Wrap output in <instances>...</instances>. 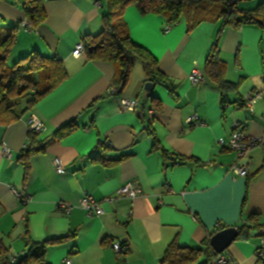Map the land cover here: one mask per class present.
<instances>
[{
  "label": "crops",
  "instance_id": "crops-1",
  "mask_svg": "<svg viewBox=\"0 0 264 264\" xmlns=\"http://www.w3.org/2000/svg\"><path fill=\"white\" fill-rule=\"evenodd\" d=\"M24 3L0 0V26L20 23ZM42 3L46 20L35 28H19L7 62L37 50L62 59L67 76L22 118L0 123V241L10 254L22 256L30 240L66 237L47 244L50 264L66 259L71 264H164L161 259L172 243L203 247L216 231L239 229L255 216L251 234L239 235L224 253L233 264H263L257 256V231L264 228V148H252L241 159L250 173L235 177L230 168L237 155L219 139L230 137L235 122L247 136H264V29L257 24L223 27L221 19L192 30L184 20L169 27L164 17L142 15L129 6L124 19L131 39L157 58L170 83L153 82L151 92H145L148 80L137 62L124 89L110 95L114 64L91 60L86 53L72 55L77 42L103 29L105 0ZM261 4L264 0H243L239 7L254 10ZM217 39L218 59L232 85L226 102L206 73ZM196 67L205 79L194 85L189 75ZM250 92L262 93L251 110L243 103ZM124 97L137 99L139 110H123L119 104ZM31 115L44 121L46 130L33 140L42 149L29 156L27 172L20 156L32 142ZM71 121L76 128L59 136L56 131ZM56 158L65 173L55 169ZM129 181L142 193L112 200ZM14 188L28 196L25 203L14 196ZM85 194L101 202L102 215L80 208ZM62 202L74 206L69 213L59 208ZM119 241L128 248L120 257L112 247Z\"/></svg>",
  "mask_w": 264,
  "mask_h": 264
},
{
  "label": "trees",
  "instance_id": "trees-1",
  "mask_svg": "<svg viewBox=\"0 0 264 264\" xmlns=\"http://www.w3.org/2000/svg\"><path fill=\"white\" fill-rule=\"evenodd\" d=\"M242 1L105 0L107 11L102 16L103 29L95 36H88L84 39L86 56L91 60H103L114 64L117 70L114 83L117 87V95L128 84L133 66L137 62L144 67L148 81L168 83L169 86L170 80L158 66L157 58L147 48L131 39L124 19L126 9L133 5L139 9L142 15L158 14L165 18L169 27L184 20L188 30L194 29L196 25L206 20L218 21V19L222 20L223 27L257 24L264 29V5L261 4L254 10H245L239 7ZM22 8L25 12L24 19H27L33 28L42 25L46 20L47 13L44 11L42 0H25ZM22 21L10 28L0 26V123L10 124L22 118L43 96L61 84L67 76L62 59L47 58L37 50L28 53L12 65H8L7 59L11 48L18 40L17 36ZM218 43L219 39L213 43L209 50L206 73L211 76L220 89L221 100L226 102L228 90L232 88V85L225 79V64L218 59ZM75 128V122L71 121L58 129L56 133L59 136H65ZM28 134H30L32 142L23 149L20 156L26 171L28 170L29 156L42 149L39 143L35 145L33 141L38 134L31 131ZM162 152L166 157L169 155L164 149ZM177 159L184 160L178 154ZM247 221L248 223L238 229L240 236L251 234L253 228L257 226L255 216L250 217ZM65 238L59 237L45 241L30 240L28 248L20 257L12 256L10 250L0 241V264H50L46 256L47 244L58 243ZM210 238L205 240L203 247L198 248L179 247L176 243H172L161 262L164 264H207L216 255L210 247Z\"/></svg>",
  "mask_w": 264,
  "mask_h": 264
},
{
  "label": "built area",
  "instance_id": "built-area-1",
  "mask_svg": "<svg viewBox=\"0 0 264 264\" xmlns=\"http://www.w3.org/2000/svg\"><path fill=\"white\" fill-rule=\"evenodd\" d=\"M234 1V0H231ZM22 27H31V24H29V21L27 19H24L22 21ZM74 49L72 51V55L74 56H80L85 54V46H84V40H80L74 45ZM190 81L192 84L197 85L204 81L205 76L203 75V72L199 68H194L192 72L189 75ZM117 92V87L115 85H112L111 88L108 90V93L110 95H114ZM261 92H255V93H248L244 97V105L248 107L250 110L252 109L253 104L256 102L257 99L261 96ZM121 108L123 110H131V111H138L139 110V104L137 99L132 100L128 98H121L120 104ZM153 111H151V114ZM142 115V114H140ZM28 126L29 130L31 132H34L35 134H40L41 132H44L46 130V125L44 121H42L40 118H38L35 115H31L28 120ZM189 122H196L193 119H189ZM197 123V122H196ZM106 145H110L108 141L105 143ZM219 144L221 146H226L232 151H234L237 155V162L233 164L230 168L231 173L235 177L238 176H247L249 172V164L244 163L241 159L246 157V155L249 153V151L254 147H263L264 148V136L261 137H252L245 135L241 129L239 128V124L235 122V130L231 133L230 137L228 139H219ZM3 154L10 156V151L6 147L3 148ZM55 169L58 173H65L66 169H64L63 164L61 163L60 159L56 158L54 160ZM117 193L115 197L112 198V200L116 197H127V198H135L139 196L142 193V190H140L139 185L134 181H129L127 184L122 185L117 190ZM14 196H16L17 200L25 203L28 200V196L25 195L24 191L21 188H14L13 189ZM80 208L82 207L85 209L88 214L96 216L102 215L104 213L103 207L101 202L97 201L93 195L85 194L83 198L80 200ZM59 208L64 211L65 213H69L73 205L66 204V203H60ZM257 233L260 235V246L257 250V256L261 260V262L264 264V228L261 230H258ZM114 252L117 253V255L120 257L127 251V246L119 242H113L112 244ZM64 264H71L70 259H66ZM207 264H233V260L225 253H217L213 258L210 259V261Z\"/></svg>",
  "mask_w": 264,
  "mask_h": 264
},
{
  "label": "water",
  "instance_id": "water-1",
  "mask_svg": "<svg viewBox=\"0 0 264 264\" xmlns=\"http://www.w3.org/2000/svg\"><path fill=\"white\" fill-rule=\"evenodd\" d=\"M153 86L154 83L152 81H148L145 84V92H151L150 90ZM238 232V228L234 226H229L228 228L216 231V233H214L210 238V247H212L216 254L224 253L229 249L230 244L237 239L239 236Z\"/></svg>",
  "mask_w": 264,
  "mask_h": 264
},
{
  "label": "rangeland",
  "instance_id": "rangeland-1",
  "mask_svg": "<svg viewBox=\"0 0 264 264\" xmlns=\"http://www.w3.org/2000/svg\"><path fill=\"white\" fill-rule=\"evenodd\" d=\"M0 22H1V20H0ZM31 28H33V27H31ZM13 64V61L11 62L10 60H8V65H12ZM185 264H188V263H185Z\"/></svg>",
  "mask_w": 264,
  "mask_h": 264
}]
</instances>
